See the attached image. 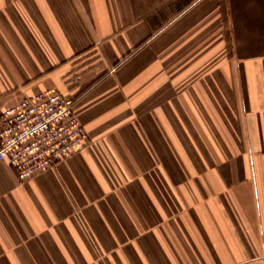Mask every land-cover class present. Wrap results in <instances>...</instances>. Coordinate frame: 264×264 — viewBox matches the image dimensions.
<instances>
[{"label":"crops","instance_id":"crops-1","mask_svg":"<svg viewBox=\"0 0 264 264\" xmlns=\"http://www.w3.org/2000/svg\"><path fill=\"white\" fill-rule=\"evenodd\" d=\"M46 89L87 142L0 162V264H264V0H0V111Z\"/></svg>","mask_w":264,"mask_h":264},{"label":"built area","instance_id":"built-area-1","mask_svg":"<svg viewBox=\"0 0 264 264\" xmlns=\"http://www.w3.org/2000/svg\"><path fill=\"white\" fill-rule=\"evenodd\" d=\"M74 106V99L46 89L0 111V162L19 181L52 171L87 142Z\"/></svg>","mask_w":264,"mask_h":264}]
</instances>
